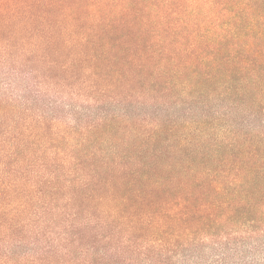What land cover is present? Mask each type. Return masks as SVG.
<instances>
[{
    "label": "trees",
    "instance_id": "trees-1",
    "mask_svg": "<svg viewBox=\"0 0 264 264\" xmlns=\"http://www.w3.org/2000/svg\"><path fill=\"white\" fill-rule=\"evenodd\" d=\"M0 264H264V0H0Z\"/></svg>",
    "mask_w": 264,
    "mask_h": 264
},
{
    "label": "rangeland",
    "instance_id": "rangeland-1",
    "mask_svg": "<svg viewBox=\"0 0 264 264\" xmlns=\"http://www.w3.org/2000/svg\"><path fill=\"white\" fill-rule=\"evenodd\" d=\"M72 101H74V103L78 106H83V107H88L89 109L93 110V109H97V107H95L94 103L93 102H86V99L82 98L80 100H76V99H72ZM65 102L68 104L69 103V99L66 98L65 99ZM229 122L235 124V115H232V114H229L227 117ZM238 123V121H237Z\"/></svg>",
    "mask_w": 264,
    "mask_h": 264
}]
</instances>
